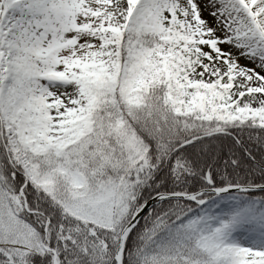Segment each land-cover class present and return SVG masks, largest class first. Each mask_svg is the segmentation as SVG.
I'll return each instance as SVG.
<instances>
[{"label": "snow or ice", "instance_id": "snow-or-ice-1", "mask_svg": "<svg viewBox=\"0 0 264 264\" xmlns=\"http://www.w3.org/2000/svg\"><path fill=\"white\" fill-rule=\"evenodd\" d=\"M0 264H264V0H0Z\"/></svg>", "mask_w": 264, "mask_h": 264}]
</instances>
